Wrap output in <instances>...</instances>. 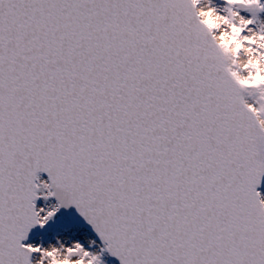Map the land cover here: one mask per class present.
Masks as SVG:
<instances>
[{
  "label": "snow or ice",
  "instance_id": "obj_1",
  "mask_svg": "<svg viewBox=\"0 0 264 264\" xmlns=\"http://www.w3.org/2000/svg\"><path fill=\"white\" fill-rule=\"evenodd\" d=\"M252 57L264 0H0V264H264ZM70 206L98 252L24 243Z\"/></svg>",
  "mask_w": 264,
  "mask_h": 264
},
{
  "label": "water",
  "instance_id": "obj_2",
  "mask_svg": "<svg viewBox=\"0 0 264 264\" xmlns=\"http://www.w3.org/2000/svg\"><path fill=\"white\" fill-rule=\"evenodd\" d=\"M39 176L45 177L46 181L48 179L46 173H39ZM45 181V180H44ZM264 190V178H262L261 185L258 188ZM54 201L57 203L55 198L53 197ZM37 201V200H36ZM35 201V204H36ZM52 200V198H48L45 200L43 197L38 199L37 209L43 208L45 210H48L52 207H54L55 202ZM59 214L62 216V218L70 223L79 224L86 228H88L92 234L96 237L98 241H100L99 237L96 235V233L93 231L91 226L86 223V221L78 214L76 209L74 207H68V208H59L58 210ZM43 215V213H41ZM42 228L40 226L33 227L29 233L28 237L31 235V233H37ZM57 239L60 240L61 243H71L72 241H77L81 243L86 249L98 252L101 247H103L102 244H100L98 241L95 240V238L83 227L81 226H72L67 225L57 214L50 218L48 222L46 223L43 231H41L38 234H34L30 237V239L26 242V244H32L40 245L42 247H47L49 244H55ZM101 242V241H100ZM113 257V256H112ZM102 262L103 264H119V261L113 257V259L116 261H113L108 254L105 252L102 254Z\"/></svg>",
  "mask_w": 264,
  "mask_h": 264
},
{
  "label": "clouds",
  "instance_id": "obj_3",
  "mask_svg": "<svg viewBox=\"0 0 264 264\" xmlns=\"http://www.w3.org/2000/svg\"><path fill=\"white\" fill-rule=\"evenodd\" d=\"M202 19L205 21V22H209V23H212V24H219V23H222L223 21L220 20L219 18H217L216 16H209V15H204L202 17ZM221 32L223 33V30H221ZM225 35V39H224V43L225 44H228V45H231L233 43L232 41V37L229 35V34H224ZM237 46H239V44L237 43ZM230 51H234V49L230 48L229 49ZM251 62L253 64H256V63H259L260 65V75L259 76H254L253 77V80H260V81H264V57H261L259 60H257L256 57H252L251 58ZM261 123V126H264V121H259ZM57 264H64V262L62 260H58L57 261ZM85 264H90V261H85Z\"/></svg>",
  "mask_w": 264,
  "mask_h": 264
},
{
  "label": "rangeland",
  "instance_id": "obj_4",
  "mask_svg": "<svg viewBox=\"0 0 264 264\" xmlns=\"http://www.w3.org/2000/svg\"><path fill=\"white\" fill-rule=\"evenodd\" d=\"M247 62L246 58H241V60L239 61L240 66L243 68L244 64Z\"/></svg>",
  "mask_w": 264,
  "mask_h": 264
},
{
  "label": "bare ground",
  "instance_id": "obj_5",
  "mask_svg": "<svg viewBox=\"0 0 264 264\" xmlns=\"http://www.w3.org/2000/svg\"><path fill=\"white\" fill-rule=\"evenodd\" d=\"M262 196H264V193H261Z\"/></svg>",
  "mask_w": 264,
  "mask_h": 264
}]
</instances>
